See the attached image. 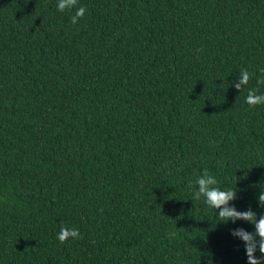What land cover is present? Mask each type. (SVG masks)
<instances>
[{
	"label": "trees",
	"instance_id": "obj_1",
	"mask_svg": "<svg viewBox=\"0 0 264 264\" xmlns=\"http://www.w3.org/2000/svg\"><path fill=\"white\" fill-rule=\"evenodd\" d=\"M57 2L0 0V264H248L192 192L264 215V0Z\"/></svg>",
	"mask_w": 264,
	"mask_h": 264
},
{
	"label": "clouds",
	"instance_id": "obj_2",
	"mask_svg": "<svg viewBox=\"0 0 264 264\" xmlns=\"http://www.w3.org/2000/svg\"><path fill=\"white\" fill-rule=\"evenodd\" d=\"M78 5L79 0H58L57 2V8L60 12L66 10L72 12L75 10L74 15L71 16V23L73 25L77 24L86 13V8ZM261 72L264 74V69ZM249 81L250 73L247 70H242L239 82L235 83L234 87L241 91L249 84ZM257 83L264 84V79L258 80ZM246 103L253 108L258 105L264 106V94H257L256 91L249 89ZM195 184L197 187L192 192V201L203 199L208 207L216 210L217 216L222 223L228 224L230 222L244 221L254 226V233H250L243 228H238L232 230L231 235L244 242L248 264H264V215L258 218L251 208L247 211H238L233 205V202L238 198L237 190H222L217 186L218 180L207 169L196 178ZM189 187H191V184ZM258 202L260 207L264 209V191L258 196ZM166 235L171 238L176 233L171 232ZM57 239L61 245H64L69 240L83 239V236L77 228L61 226ZM257 249L261 253V259L256 257Z\"/></svg>",
	"mask_w": 264,
	"mask_h": 264
}]
</instances>
